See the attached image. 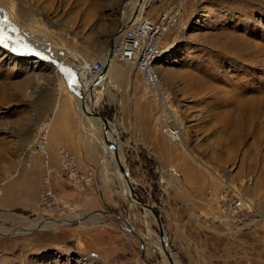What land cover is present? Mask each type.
Returning a JSON list of instances; mask_svg holds the SVG:
<instances>
[{
	"label": "rangeland",
	"instance_id": "obj_1",
	"mask_svg": "<svg viewBox=\"0 0 264 264\" xmlns=\"http://www.w3.org/2000/svg\"><path fill=\"white\" fill-rule=\"evenodd\" d=\"M133 1L0 0V20L6 18L11 28L23 31L38 48L53 49L59 58L79 63L84 58L88 71L86 58L105 57L113 31L129 18ZM170 14L173 24L156 62L170 93L167 108L144 93L139 73L118 61L121 73L113 76L118 86L100 87L104 96L95 109L118 126L134 192L160 217L166 242L181 264H264V0H147L144 5L143 15L154 20ZM54 72L47 60L0 46V200L6 186L18 190L24 182L26 205L34 208L0 203L5 207H0V228L11 231L0 233V264H168L147 237L148 248L142 249L128 231L134 225L144 236L146 219L151 238L160 239L154 214L145 217V209L131 205L101 173L105 147L97 148L102 141L95 134L85 132L98 154L91 168L94 179L79 190L52 174L59 209L45 215L37 210L42 175L37 190L35 178L23 173L34 166L33 156L42 155L33 152L27 160L26 150L38 136L39 122H53L52 110L62 96L79 108L63 76L55 78ZM163 117L183 130L184 144L161 133ZM210 171L233 185L243 184L255 205L248 225L236 232L208 226L199 216L208 188L219 187ZM85 200H95L100 210L86 212L90 205L85 207ZM183 208L189 210L188 221L172 228L170 215ZM92 213H98L100 222L75 220L15 233L32 220ZM188 223L192 236L183 234Z\"/></svg>",
	"mask_w": 264,
	"mask_h": 264
},
{
	"label": "built area",
	"instance_id": "obj_2",
	"mask_svg": "<svg viewBox=\"0 0 264 264\" xmlns=\"http://www.w3.org/2000/svg\"><path fill=\"white\" fill-rule=\"evenodd\" d=\"M129 19V18H128ZM125 19L123 21H128ZM173 16L161 15L158 20H154L147 16L130 21L129 25L118 32L113 40L112 57L116 61L127 63L131 66L132 71L139 73L143 82L144 90L147 89L151 94V98L161 102L162 106L168 101L167 97L159 90L160 76L156 69V62L162 55L164 50L165 36L173 24ZM108 53L105 55V58ZM105 66L104 58L93 60V68L95 71H102ZM167 108V107H166ZM163 124L160 131L172 140L177 139L179 128L172 124V120L163 117ZM47 128L48 121L41 120L38 124V136L35 143L27 148L26 159L33 152L42 155V165L44 172L42 175L43 190L40 201V215H45L59 209L58 193L54 191L50 177L56 174L62 180H69L79 190H85L86 185L95 177V171L91 168L81 171L77 168L74 157L67 153L63 148L59 149L60 162L57 167L50 164V158L47 151ZM216 182L214 187H209L206 192V206L199 216L208 225H218L223 227L228 221L232 227H245V224L252 215V209L249 208L241 199L237 188L232 186L225 175L216 174L210 171ZM220 176L221 178H219ZM210 181V176H209ZM210 195L215 200L209 202Z\"/></svg>",
	"mask_w": 264,
	"mask_h": 264
},
{
	"label": "bare ground",
	"instance_id": "obj_3",
	"mask_svg": "<svg viewBox=\"0 0 264 264\" xmlns=\"http://www.w3.org/2000/svg\"><path fill=\"white\" fill-rule=\"evenodd\" d=\"M146 1L147 0H143L142 2H138V0H134L133 1L132 5H131L132 6V11H131L130 16H129V19H131L130 21L139 18L138 15L143 16V10H144V5H145ZM0 22H2V23H0V26L3 27V32H4V35L6 37L5 44L7 45L6 47H3V45L0 44L1 47L7 49L11 53L18 54L20 56H25V55L29 54L30 52L27 50V49H29V47L30 48H34V49H37V50H40V51L46 53L51 58H55L64 68H69L71 70H75L76 73H77V75H78V80L77 81L80 84V87H81L82 91L86 94V102H87L86 103V108L88 110H90V105L89 104L93 105L94 108H95L97 106V104L99 103V101H101V99L104 96V92L103 91H100L99 94L97 93L98 94V96L96 98L97 101L95 99L96 92H97L98 88L100 87V85L101 86H104V84L107 81V78L109 76H113V75L114 76H117V75L119 76V73H121V68H120V65H119L118 61H116L112 57L111 60H109V62H108V67H107V70L105 72V75L102 76V77H100V76H98L99 71H95L94 68H93V63L86 58V62H85L86 63V68L89 69L88 71L92 74L93 78L95 77L94 79L92 78L90 80V82H87L88 80H86L84 78V75L82 74V70L83 69L86 70V69H85V67L81 63H79L77 61H74V60H70V61L69 60H65V58L63 59V57L62 58L61 57L59 58L55 54V51L53 49H51V51H49V49L44 50L43 48H38L36 46V44L33 43L32 39H29L28 37H25L23 31L20 32L17 29L11 28V26L7 22H5L4 20H0ZM125 22L126 21H121L119 23V25L120 24H124ZM128 25H124V27H126ZM22 37H24V38H22ZM11 44L16 47L14 49L16 51H13L11 49ZM49 45L50 44L48 42V47H49ZM112 45H113V41H112ZM46 46H47V43H46ZM108 50H107V52H108ZM107 52H106V54H107ZM79 55H81V54H79ZM103 58H104V62H106L108 60V56L106 58L105 57H103ZM49 64L54 69V71H55L54 72V75H56L57 78H59V76H63L61 74L62 72H61V70H60L59 67H57L56 65H53L50 61H49ZM156 69H157V71L159 73V76H160L159 90L168 99L170 97V95H169L170 93H169L168 89L166 88V86L161 81L162 76H161V72L159 70V67L156 66ZM96 76H97V78H96ZM63 78H64V76H63ZM71 85L72 86L70 87L69 84H67V86L70 88L71 92L74 94L73 97L76 99V101L79 104V108L78 107L77 108L79 109V112H80V114L82 116V119L84 121L85 128H86L85 129V132L86 133L90 132L92 135L95 134L96 136H98V137L101 138L102 143L99 144L97 148H99L101 150L100 145L102 147H105L103 149V153L101 152L102 154L100 155V166H101L100 171H101V173L103 174V176H105V179H106L107 182L112 183L117 188V192H119V194H121L123 196L125 195V197L127 199L129 198V201L131 202V205H134V206L138 205L135 200H133V199L130 198V190H129V186L126 183V179H125L124 175L119 170L118 163L116 161V158H115V155H114L113 151L107 146V144L104 141V134H103V131H102V122L100 120L96 119L95 117L86 115L81 110L79 96L77 94H75V92H74L75 84L73 82H71ZM90 86H92L91 90H89ZM115 86H118L117 83L115 84ZM144 93L148 97H151L152 96L151 94L148 93L147 89L144 90ZM167 102L168 101H165L164 103H167ZM47 121H48V128H47L46 141H47V145H48V138H47L48 137V129H49L50 124H51L52 121H50L49 119ZM109 122L111 124V128L112 129H111V132L108 131L106 133V136H107L108 139L114 140L113 136L115 135L116 142H117V145H118L119 158H120L121 162L123 163V165L127 168V166H126V164L124 162V157L122 155V151H121V147H122L121 143L122 142L120 141L119 133H116V131H118L117 130L118 126L113 123L114 121L113 122L112 121H109ZM113 130L115 132H112ZM182 135H183V137H182ZM167 139H169L172 142H176V143L179 142V143H183L184 144L185 135H184L183 130H180L179 129L176 140H172L171 138H167ZM47 151H48V148H47ZM65 151L67 153H69L67 150H65ZM48 155H49V158H50L49 151H48ZM72 156L75 159L77 168L79 170H81V168L79 167V165H78V163L76 161L75 156L74 155H72ZM127 170H128V168H127ZM216 174H218V175L220 174V176H221V173H216ZM220 176H218V177L221 178ZM128 178H129V180H130V182L132 184L129 171H128ZM227 180L229 181L230 179L227 178ZM231 185L234 186L235 188H237V191H238V193L240 195V199L249 208L252 209V214H253L254 211L256 210V208H255V205H254L253 201H251V199H249V197H247V195L245 194L246 192L244 190L245 189L244 188V185L243 184H239V183H238V185L237 184H234V185L231 184ZM208 200H209V202H212L213 200H215V197H213L212 195H210V199H208ZM206 203H207V200H206ZM144 209H145V217L149 213H152L149 209H147V208H144ZM97 214L96 213H92V214H89V215L84 216V217H79L78 219L81 222L86 221V222H92L93 224H96V223L100 222V219L98 218ZM73 219L75 220L76 218H72V217H68L67 216V217H62V218H58L57 217V219L32 220V221L29 222V224H27L25 226V227H28V228H24V226H20V227H18L15 230V233H20V232H22L23 229H24L23 232H25L27 230H32L33 228L44 229V228H48V227L50 228V227H55V226H59V225H63V224H68V223H71L70 221H72ZM129 220H131L130 217L127 219V221H129ZM248 223H249V221H247V223L245 225H248ZM130 224H133V223L130 222ZM132 226H133L132 228L130 226H128V231L130 233H133L134 234L136 232H135L134 225H132ZM145 226H146L145 227V233L143 234L144 236H141V238L143 240V247L145 249L148 248L147 247V242H145V240L143 239V237H147L150 240V242H151V244L153 246L157 247V249L160 252H164L163 258L166 260L167 263L169 262V260H168V257L166 256V251L171 256L172 264H181L180 261L177 258H175V256L172 254V251L169 248L168 242H166L167 241L166 233H164V235H163V243H166L167 246L165 245V247H162V245H161L162 242H160V239L154 240V239L151 238L150 235H151L152 232L148 228V221L146 219H145ZM223 227H225L226 229H228L230 231L231 230L241 229L239 227L238 228L237 227H232L231 225L228 224V221L225 224H223ZM10 232L11 231L8 230V229L0 228V233L7 234V233H10ZM89 260H90L89 262H93L94 261L93 259H89ZM168 264H170V262Z\"/></svg>",
	"mask_w": 264,
	"mask_h": 264
},
{
	"label": "crops",
	"instance_id": "obj_4",
	"mask_svg": "<svg viewBox=\"0 0 264 264\" xmlns=\"http://www.w3.org/2000/svg\"><path fill=\"white\" fill-rule=\"evenodd\" d=\"M80 63L81 64L84 63V58H83V61ZM82 74L84 75V78L88 80L87 82H90V80L93 78L92 74L89 71H86L84 69L82 70ZM113 76H109L107 81L105 82V86L100 85V87H103L105 91L109 89V86L114 88L115 84H114ZM54 77L57 78V76L55 75ZM99 88L96 92V95L98 92H100ZM71 95L72 97L74 96L72 92H71ZM77 109L78 108L75 102H73L69 96L64 95L61 97L59 105H57L55 110H52V113L54 114V118H53V122L50 127V131H49L48 149L50 153V164L53 167H57L59 165V162H60L59 149L60 148H64L70 154L75 156L76 161L82 171H86L87 169L92 168L93 165H95V163L97 162L98 154L96 153V150L95 151L92 150L91 146L93 145L91 144L90 146L89 136L85 133V130H84V121H82V126L79 125L77 122V118H76V114H77L76 112L78 111ZM40 159L41 157L37 155L33 156L32 161L34 162V166L31 167L30 170H26V172L23 173V176H27L30 173L35 178L37 190H39L41 186L40 176L43 175V172H44V168L42 165V159H41V164L39 163ZM62 181H64L68 185H71V182L69 181H66V180H62ZM19 185L22 188H19L18 190H13L12 186H6L3 190V193L6 196L1 198L0 203H3L2 205H6V207L17 205L19 208L25 207L27 209L33 210L34 209L33 207L30 208V206L26 205V188L24 186V182H20ZM190 185L191 184H189V187H191ZM72 189L76 191L77 188H72ZM91 203L94 205V209H92ZM94 203H95V200H90V201L85 200V204H84L85 207L86 205H90L85 208L86 212L91 211V210H97V211L100 210L99 208H97V206H95L96 204ZM0 207L5 208L4 206H0ZM37 207H39L38 204H37ZM37 210H40V209H37ZM189 216H190L189 210H185L184 208L181 210L179 209L178 211H175V215L171 214L169 217L170 222H171L170 224L172 225L171 227L173 228L175 224L181 226L182 225L181 223L183 221H188L187 217ZM216 226L219 227V229L223 230V232L225 233L229 231L225 227H221L218 225ZM213 227H215V225H213ZM188 228H189V223L186 224L187 231L184 232L183 234L186 236H189V235L192 236V234L188 231L189 230ZM236 231L237 230H235L234 232ZM172 234H174V232H172ZM215 234H218V232L217 233L215 232Z\"/></svg>",
	"mask_w": 264,
	"mask_h": 264
},
{
	"label": "water",
	"instance_id": "obj_5",
	"mask_svg": "<svg viewBox=\"0 0 264 264\" xmlns=\"http://www.w3.org/2000/svg\"><path fill=\"white\" fill-rule=\"evenodd\" d=\"M142 1L143 0H138V2H142ZM130 20L131 19L126 21L124 24H120L113 31V35H112V39H111V46L109 47V52H108V60L105 62V66L102 69V71L99 72L98 76L102 77V76L105 75V72H106L107 67H108V62L112 58V41L114 40V38L118 34V32L124 28V25H128L130 23ZM2 45H3V47L7 46L5 43H3ZM15 48L16 47L11 44V49L13 51H16V50H14ZM27 50L30 52L29 54L26 55L27 57H32V58L33 57H37V58L42 59V60H47V61H50L53 65H56L57 67H59L61 72H62L61 74L64 76L67 84L70 85L71 82H73L75 84L74 92H75V94H77L79 96L81 110L86 115L95 117L96 119H98V120H100L102 122V131H103V134H104V141L107 144V146L113 151V153L115 155V158H116V161L118 163L119 170L124 175V177L126 179V183L129 186V190H130V198L135 200L140 207L147 208L154 214V217H155V219L157 221V225H158L160 242H162L161 243L162 247H165L166 243H163V235H164L165 232H164V228H163L162 222L160 220V217L154 211L152 206L142 202L136 196V193L134 192L133 186H132V184H131V182H130V180L128 178V170L123 165V163L121 162V160L119 158L118 145H117V142H116V137L114 135L113 136L114 140H111V139H108L107 136H106V133L108 131L111 132V129H112L111 128V124L109 122L110 120L106 116H104L102 113H100L98 110H96L93 105L89 104L90 105V110H88L86 108V103H87L86 102V94L82 91V89L80 87V84L77 81L78 80V75H77L76 71L75 70H71L69 68H64L55 58L49 57L46 53H44V52H42L40 50H37V49H34V48H30V47ZM96 78H97V76H96ZM91 88H92V86H90L89 90H91ZM128 201H129V198H128ZM75 220L79 221L78 218H76ZM75 220L73 219L70 222H73ZM134 234L137 237V239L140 241L142 249H144L143 248V240H142L141 236H139L137 233H134ZM166 256L168 257V260H169L170 264H172L171 256H170V254L167 251H166Z\"/></svg>",
	"mask_w": 264,
	"mask_h": 264
},
{
	"label": "snow or ice",
	"instance_id": "obj_6",
	"mask_svg": "<svg viewBox=\"0 0 264 264\" xmlns=\"http://www.w3.org/2000/svg\"><path fill=\"white\" fill-rule=\"evenodd\" d=\"M4 20L6 21V18H4ZM0 23H2V22H0ZM5 39H6V37L4 35L3 28H2V26H0V44L5 43ZM69 86L71 87L72 85L70 84Z\"/></svg>",
	"mask_w": 264,
	"mask_h": 264
}]
</instances>
